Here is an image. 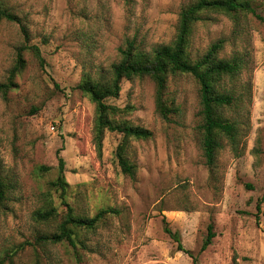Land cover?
<instances>
[{
  "label": "rangeland",
  "instance_id": "obj_1",
  "mask_svg": "<svg viewBox=\"0 0 264 264\" xmlns=\"http://www.w3.org/2000/svg\"><path fill=\"white\" fill-rule=\"evenodd\" d=\"M3 1L27 23L31 45L41 48L46 66L27 51L17 87L6 98L0 95V175L6 184L0 264H194L177 250L164 221L181 234L197 264H264V23L249 16L237 27L228 16L211 13L191 36V59L224 39L221 58L247 61L224 86L241 99L227 113L240 123V135L234 146L222 139L213 169L202 150L200 86L192 76H169L167 97L181 111L169 121L157 111L151 78L123 81L120 96L107 103L122 111L119 118L153 133L129 142L136 166L130 177L116 157L122 135L106 132L99 154L96 105L78 85L86 76L111 78L120 50L131 41L146 53L172 44L182 9L195 0ZM252 1L264 16V0ZM23 42L17 24L0 21V82ZM61 158L66 202L75 214L119 211L95 231L80 232L75 248L37 241L55 233L67 211L50 185ZM48 206L59 216L38 221L36 212ZM210 224L216 237L201 253Z\"/></svg>",
  "mask_w": 264,
  "mask_h": 264
},
{
  "label": "trees",
  "instance_id": "obj_2",
  "mask_svg": "<svg viewBox=\"0 0 264 264\" xmlns=\"http://www.w3.org/2000/svg\"><path fill=\"white\" fill-rule=\"evenodd\" d=\"M223 14L231 18L237 27L242 20L253 16L264 23V16L257 12L252 0H195L184 7L179 16L178 32L170 45L157 48L152 53L139 50L134 41L120 50L121 60L112 66L111 78L95 80L86 76L78 85L90 100L96 105L97 119L95 124V144L99 154L103 150L106 132L122 135V141L116 149V157L121 171L134 177L136 166L128 157L129 142L131 140H149L153 133L141 126H135L128 120L119 118L122 111L108 100L118 98L124 80L136 78H151L156 85V107L160 116L169 121L180 114V109L167 97V83L170 75L186 74L192 76L200 86L201 122L198 131L201 135V144L207 165L213 169L216 166L217 156L222 147V139L226 138L233 146L240 135V123L228 116L227 113L240 107L241 99L234 92L225 88L226 80L240 75L247 66L244 56L234 55L230 58H221L220 54L225 46V40L220 39L213 43L199 58L191 59L189 55L190 39L197 23L210 20L208 14ZM0 21L15 23L19 26L24 42L17 49L15 63L4 82H0V95L4 98L17 87L16 79L27 66L25 53L31 51L39 65L44 68L46 60L38 45H31L30 32L27 23L16 12L0 0ZM45 167L43 170H47ZM51 187L60 192V196L67 211L62 217L57 231L44 234L37 238L38 242L61 244L68 243L74 248L77 246L78 236L83 231H95L109 216L119 214L113 208H104L93 217H85L74 213L73 208L66 202L68 182L65 177V162L61 158L58 177ZM6 199V184L0 175V206ZM59 214L55 207L48 206L36 212L35 218L41 222H49ZM164 230L177 243V250L189 255L194 264L198 257L187 250L181 234L173 231L164 221ZM216 237L213 224L208 226L207 237L200 252L205 251Z\"/></svg>",
  "mask_w": 264,
  "mask_h": 264
}]
</instances>
